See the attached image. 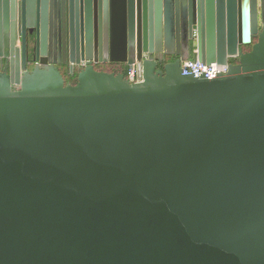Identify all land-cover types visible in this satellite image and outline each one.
<instances>
[{"label":"water","instance_id":"obj_1","mask_svg":"<svg viewBox=\"0 0 264 264\" xmlns=\"http://www.w3.org/2000/svg\"><path fill=\"white\" fill-rule=\"evenodd\" d=\"M65 1L59 29L47 0L0 19V58L29 34L44 66L0 73V264H264V0ZM184 26L187 59L226 73L158 69ZM58 32L67 70L94 45L142 82L87 68L66 86Z\"/></svg>","mask_w":264,"mask_h":264},{"label":"flooded vegetation","instance_id":"obj_2","mask_svg":"<svg viewBox=\"0 0 264 264\" xmlns=\"http://www.w3.org/2000/svg\"><path fill=\"white\" fill-rule=\"evenodd\" d=\"M31 2L33 3L31 6ZM48 12H47V18L51 20L53 23L56 22V25L58 29L64 25V21L69 20L71 17L70 14L66 11V8L68 7V3L65 1V4L62 2V0H47L46 2ZM33 9V18L38 19L42 17V0H0V19L3 20L5 16L8 17V19L14 18V20L17 22L19 20L27 19L28 17H31L30 12L28 10ZM7 10V13H4V11ZM84 18L85 16H76L74 14L72 18ZM92 18L94 16H91ZM187 18V16H185ZM63 33L58 32L57 35H52L50 38V43L47 47V59L56 62L53 67L57 69V71L61 74L63 79L68 76H75L76 75V82L77 77L84 72L87 68H92L95 72L99 73H116V74H122L121 71H124L125 68H128L127 65H117L118 68L116 70H112L110 73L106 72L107 70L110 71L111 64H95L92 61V57L95 55V46H91L90 49L87 51L86 49L82 52V50H77L74 53L75 58H80L83 61H81L80 65H73L72 69L67 70V67L63 64V62H67L69 57V49L68 45L65 42V39L62 35ZM189 28L187 26H184L180 31V50H177L176 47V40L174 42V56L173 57H165L163 55L159 56L158 54H151V58L153 60L160 59V63L158 65H166L177 61L187 60L189 56V47H190V35H189ZM176 38V37H175ZM256 39L252 40L251 46L254 44V41ZM243 47V46H242ZM240 47V50L244 52ZM3 54L7 53L9 55L8 59L0 58V73H5L7 75L10 74L11 67L13 66L14 70L18 66L20 70H22L23 62H25V72L31 73L36 69L43 68V64H41L37 60L38 51L34 46L33 43V36L27 34V43L25 46V49L23 50V47L21 45V39L18 38L17 41H14L13 45H8L6 48L3 47ZM24 51V53H23ZM104 53V51H103ZM246 53V52H244ZM104 55V54H102ZM11 59L13 60V65L11 64ZM25 60V61H24ZM158 66V67H159ZM161 70V69H160ZM115 71V72H114ZM117 71V72H116ZM65 84V79H64Z\"/></svg>","mask_w":264,"mask_h":264},{"label":"built area","instance_id":"obj_3","mask_svg":"<svg viewBox=\"0 0 264 264\" xmlns=\"http://www.w3.org/2000/svg\"><path fill=\"white\" fill-rule=\"evenodd\" d=\"M180 68L183 74H192V76L196 78H199V74H203L206 78H214L217 74L226 73L227 67L226 65H219L216 63L205 65L198 60L187 59L181 62ZM126 78L132 84L142 82V73L138 63H134L132 66L128 67Z\"/></svg>","mask_w":264,"mask_h":264},{"label":"trees","instance_id":"obj_4","mask_svg":"<svg viewBox=\"0 0 264 264\" xmlns=\"http://www.w3.org/2000/svg\"><path fill=\"white\" fill-rule=\"evenodd\" d=\"M256 42V40L254 41V43ZM244 52H250L251 51V46H243L242 48H241ZM189 57V56H188ZM229 63H231V64H237L238 63V60L237 59H230L229 60ZM116 68H118V66L117 65H112V66H110V71H106V72H108V73H110L112 70H116ZM158 69H163V65H160L159 67H158ZM127 70H128V68H125V70L124 71H121L122 72V74L126 77V73H127ZM115 72V71H114ZM117 72V71H116ZM65 79V85L66 86H68V85H70V86H75L76 85V75L75 76H68V77H65L64 78Z\"/></svg>","mask_w":264,"mask_h":264}]
</instances>
